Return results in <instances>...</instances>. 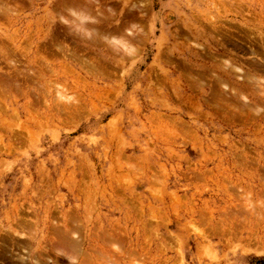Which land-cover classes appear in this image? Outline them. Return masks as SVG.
Here are the masks:
<instances>
[{
    "label": "rangeland",
    "instance_id": "rangeland-1",
    "mask_svg": "<svg viewBox=\"0 0 264 264\" xmlns=\"http://www.w3.org/2000/svg\"><path fill=\"white\" fill-rule=\"evenodd\" d=\"M0 264H264V0H0Z\"/></svg>",
    "mask_w": 264,
    "mask_h": 264
}]
</instances>
